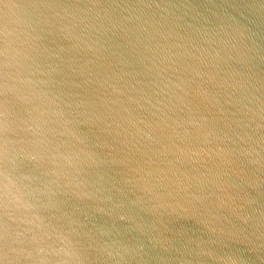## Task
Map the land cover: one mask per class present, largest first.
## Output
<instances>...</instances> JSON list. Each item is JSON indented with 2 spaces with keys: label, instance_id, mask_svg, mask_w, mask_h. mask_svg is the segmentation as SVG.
Segmentation results:
<instances>
[{
  "label": "water",
  "instance_id": "95a60500",
  "mask_svg": "<svg viewBox=\"0 0 264 264\" xmlns=\"http://www.w3.org/2000/svg\"><path fill=\"white\" fill-rule=\"evenodd\" d=\"M0 264H264V0H0Z\"/></svg>",
  "mask_w": 264,
  "mask_h": 264
}]
</instances>
